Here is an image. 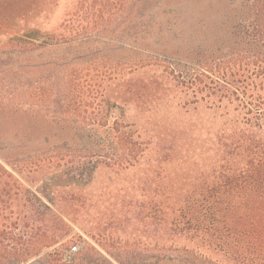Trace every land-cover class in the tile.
I'll list each match as a JSON object with an SVG mask.
<instances>
[{
  "label": "rangeland",
  "instance_id": "obj_1",
  "mask_svg": "<svg viewBox=\"0 0 264 264\" xmlns=\"http://www.w3.org/2000/svg\"><path fill=\"white\" fill-rule=\"evenodd\" d=\"M240 2L0 0V167L12 175L0 176V264H158V181L172 177L158 174V138L204 132L211 113L193 110L183 81L237 53ZM119 117L139 136L138 165L99 168L88 185L55 190L51 207L36 189L45 170L32 175L37 155L110 156L103 131ZM42 204L64 217L52 241Z\"/></svg>",
  "mask_w": 264,
  "mask_h": 264
},
{
  "label": "trees",
  "instance_id": "obj_2",
  "mask_svg": "<svg viewBox=\"0 0 264 264\" xmlns=\"http://www.w3.org/2000/svg\"><path fill=\"white\" fill-rule=\"evenodd\" d=\"M239 6V22L231 28L237 53L226 51L224 62L205 65L183 81L193 110L202 106L211 113L204 132L195 129L182 144L176 135L184 134L158 138V174L172 170V177L158 181V264H264V0H241ZM106 116L97 113V123L105 125ZM120 119L103 131L110 156H78L66 149L56 160L37 155L32 175L45 170L36 189L51 207L55 190L86 186L99 168L119 172L143 158L131 154L139 136ZM200 124L195 120L194 128ZM174 161L180 164L176 169ZM0 176L12 177L2 167ZM42 206L50 212L46 231L52 241L64 217ZM44 215L36 209L31 216L34 236Z\"/></svg>",
  "mask_w": 264,
  "mask_h": 264
},
{
  "label": "built area",
  "instance_id": "obj_3",
  "mask_svg": "<svg viewBox=\"0 0 264 264\" xmlns=\"http://www.w3.org/2000/svg\"><path fill=\"white\" fill-rule=\"evenodd\" d=\"M78 249L77 245L71 246L64 255V261L67 263L71 262L78 253Z\"/></svg>",
  "mask_w": 264,
  "mask_h": 264
}]
</instances>
